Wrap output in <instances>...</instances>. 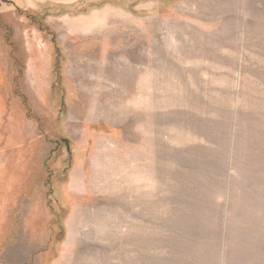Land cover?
Returning a JSON list of instances; mask_svg holds the SVG:
<instances>
[{
    "label": "rangeland",
    "instance_id": "1",
    "mask_svg": "<svg viewBox=\"0 0 264 264\" xmlns=\"http://www.w3.org/2000/svg\"><path fill=\"white\" fill-rule=\"evenodd\" d=\"M0 264H264V0H0Z\"/></svg>",
    "mask_w": 264,
    "mask_h": 264
}]
</instances>
